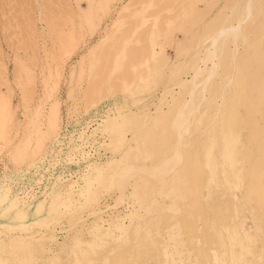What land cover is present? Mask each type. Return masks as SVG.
I'll use <instances>...</instances> for the list:
<instances>
[{
  "label": "rangeland",
  "instance_id": "1",
  "mask_svg": "<svg viewBox=\"0 0 264 264\" xmlns=\"http://www.w3.org/2000/svg\"><path fill=\"white\" fill-rule=\"evenodd\" d=\"M235 1L0 0V264H264V20L233 18ZM238 23L245 38L227 42L205 85L211 39ZM118 221L123 237L92 245L93 227Z\"/></svg>",
  "mask_w": 264,
  "mask_h": 264
},
{
  "label": "bare ground",
  "instance_id": "2",
  "mask_svg": "<svg viewBox=\"0 0 264 264\" xmlns=\"http://www.w3.org/2000/svg\"><path fill=\"white\" fill-rule=\"evenodd\" d=\"M244 0H236L235 2H236V4L238 5V4H240L241 5V3L243 2ZM246 2H245V4H244V6H242L241 7V9H240V7L238 8V7H236V9L235 10H233V11H235L234 13H233V18H240V17H243V20L242 21H244V24H245V22L247 21L248 23H252V22H254L255 20H257L258 19V17H261L263 20H264V0H245ZM205 5V4H204ZM232 9V8H231ZM203 11V10H202ZM232 11V12H233ZM231 12V13H232ZM232 18V19H233ZM230 19V18H229ZM241 19V18H240ZM260 20V19H259ZM258 23H259V21H257ZM256 22V23H257ZM263 23V22H262ZM264 24V23H263ZM247 25V24H246ZM251 25H253V24H251ZM250 25V26H251ZM259 25V24H258ZM247 27V26H246ZM258 27V26H257ZM256 27V28H257ZM251 28H252V26H251ZM255 28V29H256ZM261 29V28H260ZM253 30V29H252ZM262 30H263V28H262ZM247 31V30H246ZM259 32V31H258ZM252 33V32H251ZM251 33H249V34H251ZM247 34H248V32H247ZM249 34L247 35V37L249 36ZM252 35V34H251ZM261 35V34H260ZM245 36V35H244ZM254 36V35H253ZM255 37V36H254ZM253 37V38H254ZM242 38H245V37H243V27H242V25L240 24V23H238L236 26H226V27H224V28H221L220 30H219V32H218V34L214 37V38H212L211 39V43H210V48L208 49V47H207V49L208 50H206V57H208V60H210L211 61V67L209 68V75L206 77V78H204L205 80H204V84L205 85H207L206 83H207V81L212 77V75H213V73H214V70H215V68L218 66L219 67V61H220V56H221V54H222V52H223V49H224V47L226 46V44H227V42H232L233 43V45H234V43H236L237 42V40L238 39H242ZM255 38H259L258 36L257 37H255ZM255 38H254V40H255ZM261 38V37H260ZM263 39H264V37H263ZM245 40V39H244ZM253 40V41H254ZM259 40V39H258ZM206 41V40H205ZM250 42L252 41V40H249ZM260 41H263V40H261L260 39ZM243 42V41H242ZM262 43H264V41L262 42ZM229 44V43H228ZM228 44H227V46H228ZM237 44V43H236ZM245 44V43H244ZM250 44V43H249ZM245 46V45H244ZM236 47V46H235ZM262 48V47H261ZM230 49V48H229ZM234 49V48H233ZM251 51V50H250ZM234 52H236V51H234ZM244 52V51H243ZM242 52V53H243ZM260 52H261V50H260ZM233 53V52H232ZM230 54H231V51H230ZM263 54V53H262ZM235 55V54H234ZM264 55V54H263ZM247 56V55H246ZM261 56V55H260ZM238 57H240V56H238ZM250 57H251V55H250ZM223 58V57H222ZM230 58H231V56H230ZM233 58V57H232ZM231 58V59H232ZM213 59H215V61H213ZM238 59V58H237ZM237 59H236V62H238L237 61ZM258 59V58H257ZM259 59H260V57H259ZM209 61V62H210ZM221 61H222V59H221ZM248 62V61H247ZM254 62V61H253ZM222 63V62H221ZM232 63V62H231ZM233 63H235V62H233ZM239 63V62H238ZM242 63V62H241ZM250 63V62H249ZM235 65V64H234ZM247 65H248V63H247ZM246 65V66H247ZM260 65V64H259ZM225 66V65H224ZM223 66V67H224ZM221 67V66H220ZM202 68V67H201ZM252 68H254V67H252ZM260 68V67H259ZM249 69V68H248ZM197 70V69H196ZM234 70V69H233ZM252 70H254V69H252ZM255 71V70H254ZM264 71V70H263ZM203 72H204V69H198V71H196L195 72V74H193L194 76H192V78H191V80H189V81H186V83H194V81L195 80H197L196 78H197V76H199V75H201V74H203ZM250 72H252V71H250ZM256 72V71H255ZM242 73V72H241ZM253 74H254V72H252ZM237 74V73H236ZM243 74V73H242ZM247 74V73H246ZM250 75H251V73H249ZM260 75H261V72L259 73ZM239 75V74H238ZM244 75V74H243ZM248 75V74H247ZM247 75H246V77H247ZM263 75V74H262ZM257 76V75H256ZM254 77V75L252 76V78ZM234 78V77H233ZM224 79V78H223ZM235 79H237V78H235ZM233 80V79H232ZM255 80H256V78H255ZM263 80V79H262ZM239 81H241V79L239 80ZM244 81V80H243ZM246 82V81H245ZM251 82V81H250ZM253 82H254V80H253ZM243 83V82H242ZM262 83V82H261ZM213 83H211V85H212ZM239 84V83H238ZM247 84H248V82H247ZM252 84V83H251ZM250 84V85H251ZM263 84V83H262ZM240 85H241V83H240ZM194 86H196V85H194ZM245 86H246V83H245ZM249 85H247V87H248ZM206 87V86H205ZM205 87H204V89H205ZM208 87H209V83H208ZM208 87H206V88H208ZM180 88H183V87H180ZM188 88V87H187ZM187 88H185L184 87V89H187ZM203 88V87H202ZM253 88V87H252ZM264 88V87H263ZM189 89V88H188ZM210 89H212V88H210ZM216 89V88H215ZM215 89H214V92H215ZM233 89V88H232ZM248 90V89H247ZM252 90V89H251ZM212 91V90H211ZM232 91V90H231ZM255 91H257V90H255ZM262 91V90H261ZM248 92V91H247ZM250 92V91H249ZM248 92V93H249ZM189 93V92H188ZM191 93V92H190ZM216 93V92H215ZM231 93V92H230ZM229 93V94H230ZM247 93V94H248ZM213 94V93H212ZM211 94V95H212ZM238 94V93H237ZM257 94V93H256ZM186 95V94H185ZM190 95V94H189ZM188 95V96H189ZM193 94L191 93V96H192ZM210 95V96H211ZM220 95V94H219ZM224 95V94H223ZM231 95V94H230ZM252 95V94H251ZM191 96H189V97H191ZM213 96V95H212ZM225 96L227 97V95L225 94ZM235 96V95H234ZM243 96V95H242ZM247 95H245V97H246ZM188 97V98H189ZM194 98H196L195 97V95L193 96ZM198 97V96H197ZM225 97V98H226ZM236 97V96H235ZM244 97V98H245ZM248 97H250L251 99H253L252 98V96H248ZM256 97V96H255ZM209 98V97H208ZM224 98V99H225ZM258 98H260V97H258ZM262 98V97H261ZM192 99V98H191ZM220 99H221V97H220ZM247 99V98H246ZM195 100H197V99H193V102H195ZM222 100V99H221ZM227 100V99H226ZM229 100H231V99H229ZM191 101V100H190ZM228 101V100H227ZM255 101V100H254ZM262 101V100H261ZM188 102V101H187ZM226 102V101H225ZM225 102H223V103H225ZM229 102V101H228ZM233 101H231L230 103H232ZM245 102V101H244ZM257 102V101H256ZM189 103V102H188ZM183 103V104H186V105H188V107H189V104L191 103ZM196 103V102H195ZM210 103V102H209ZM208 103V104H209ZM236 103V102H235ZM222 104V103H221ZM227 104V103H226ZM233 104V103H232ZM250 104V103H249ZM207 105V104H206ZM215 105V104H214ZM217 105V104H216ZM220 105V104H219ZM218 105V106H219ZM228 105V104H227ZM231 104H229L228 106H230ZM237 105V104H236ZM241 105V104H240ZM244 105V104H243ZM246 105V104H245ZM248 105V104H247ZM254 105H256V106H258L257 104H254ZM264 105V104H263ZM195 106H197L196 104L194 105V103H193V106H191V107H194V109L196 108ZM218 106H216L217 108H218ZM221 106V105H220ZM219 106V107H220ZM238 106V105H237ZM262 106V105H261ZM212 107H213V105H212ZM232 107V106H231ZM245 107V106H244ZM247 107V106H246ZM263 107V106H262ZM181 108V107H180ZM180 108H178V109H180ZM187 108V107H186ZM204 108H205V104H204ZM203 108V109H204ZM207 108H208V106H207ZM216 108V109H217ZM221 108V107H220ZM227 108V107H226ZM248 108H250V107H248ZM227 109H229V108H227ZM196 110V109H195ZM194 110V111H195ZM207 110V109H206ZM206 110H205V112H206ZM215 110V109H214ZM214 110L212 111V113L214 112ZM217 110H219V109H217ZM231 110H233L234 111V108H232ZM248 110V109H247ZM259 110V109H258ZM263 110H264V108H263ZM179 111V110H178ZM184 111V110H183ZM188 111V110H187ZM187 111H184V113H186ZM190 111V110H189ZM192 111V110H191ZM225 111H227V110H225ZM229 111V110H228ZM232 111V112H233ZM235 111H237V110H235ZM254 111V110H253ZM257 111V110H256ZM255 111V112H256ZM262 111V110H261ZM258 112V111H257ZM179 113H182V108L180 109V111H179ZM184 113L183 114H180V115H184ZM188 113V112H187ZM228 113V112H227ZM234 113V112H233ZM245 113V112H244ZM248 113V112H247ZM262 113H263V111H262ZM206 114V113H205ZM210 114V113H209ZM219 114V113H218ZM217 114V115H218ZM226 114V113H225ZM238 114V113H237ZM251 114H252V112H251ZM257 114V113H256ZM213 115V114H212ZM247 115V114H246ZM184 116H186V115H184ZM213 116H215V115H213ZM233 116V115H232ZM253 116V115H252ZM57 117V116H56ZM205 117V116H204ZM204 117H201V119H203ZM212 117V116H211ZM238 117H239V115H238ZM238 117H236L237 119H238ZM173 118V117H172ZM171 118V119H172ZM174 118H176L175 116H174ZM184 118V117H183ZM182 118V119H183ZM186 118V117H185ZM247 118V117H246ZM57 119V118H56ZM187 119V118H186ZM180 119H178V121H179ZM212 120V119H211ZM215 120H216V118H215ZM239 120V119H238ZM238 120H236V121H238ZM243 120V119H242ZM250 120H251V117H250ZM127 121V120H126ZM204 121H205V119H204ZM244 121V120H243ZM53 122H55V120H53ZM109 122V121H108ZM205 122H207V120L205 121ZM209 122V121H208ZM212 122V121H211ZM57 123V122H56ZM174 123H178L177 121L176 122H174ZM223 123V122H222ZM232 123H235V122H232ZM241 123V122H240ZM104 124V123H103ZM181 124H182V121H181ZM204 124V123H203ZM206 124H208V123H206ZM211 124V123H210ZM250 124H252L251 123V121H250ZM254 124V123H253ZM108 125V124H107ZM178 125V124H177ZM185 125V124H184ZM209 125V124H208ZM216 125H217V123H216ZM230 125V124H229ZM228 125V126H229ZM121 126V125H120ZM174 126V125H173ZM202 126H204V125H202ZM243 126V125H242ZM250 126V125H249ZM178 127L180 128V126L178 125ZM206 127V126H205ZM205 127L203 128V129H205ZM233 127V126H232ZM235 127V126H234ZM253 127V126H252ZM55 128V127H54ZM118 128V127H117ZM184 128V127H183ZM221 128V127H220ZM53 129V128H52ZM189 129V128H188ZM234 129V128H233ZM219 130V129H218ZM255 130H257V129H255ZM112 131H113V129H112ZM111 131V132H112ZM175 131V130H174ZM217 131V130H216ZM234 131V130H233ZM251 131V130H250ZM117 134H115L117 137L118 136H120L119 134H118V132L117 131H115ZM176 132V131H175ZM256 132V131H255ZM114 133V132H113ZM113 133H112V137H115V139L114 140H116L117 139V137L116 136H113ZM178 133V132H177ZM197 133V132H196ZM204 133V132H203ZM249 133H253V132H249ZM258 133V132H257ZM180 134H182V133H180ZM202 134V133H201ZM230 135V134H229ZM236 135V134H235ZM250 135V134H249ZM248 135V136H249ZM253 135V134H252ZM251 135V136H252ZM257 135H259V133L257 134ZM156 136V135H155ZM216 136V135H215ZM251 136H249L250 138V140H252L251 139ZM121 137V136H120ZM236 137V136H235ZM254 137V136H253ZM258 137V136H257ZM260 138H261V136H259ZM259 137L257 138V139H259ZM151 138V137H150ZM182 138H184V137H182ZM181 138V139H182ZM110 139V138H109ZM201 139V138H200ZM212 139V138H211ZM233 139V138H232ZM232 139H230V140H232ZM248 139V142L250 143V140ZM256 139V140H257ZM118 140H120L121 141V139H117V142H118ZM151 140H152V138H151ZM255 140V141H256ZM260 140V139H259ZM258 140V141H259ZM262 140H263V138H262ZM113 141V140H112ZM188 141V140H187ZM200 141V140H199ZM233 141H235L236 142V140H233ZM233 141H232V144H233ZM261 141V140H260ZM116 141H115V143H117ZM122 142V141H121ZM229 142V141H228ZM231 142V141H230ZM260 143H262V141L260 142ZM142 144H144V143H142ZM236 144V143H235ZM248 144V143H247ZM247 144H246V146H247ZM254 144H256V143H254ZM257 144H258V142H257ZM110 145V144H109ZM172 145V144H171ZM176 145V144H175ZM212 145V144H211ZM253 145V144H252ZM259 145V144H258ZM144 146V145H143ZM154 146V145H153ZM246 146H245V148H246ZM257 146V145H256ZM261 146V145H260ZM259 146V147H260ZM264 146V145H263ZM117 147V146H116ZM146 147V146H145ZM181 147V146H180ZM188 147V146H187ZM232 147H233V145H232ZM250 147H251V145H250ZM123 148V147H122ZM134 148V147H133ZM178 148V147H177ZM238 148V147H237ZM249 148V147H248ZM254 148V147H253ZM261 148H262V146H261ZM144 149V148H143ZM152 149H153V147H152ZM155 149V148H154ZM189 149V148H188ZM213 149V148H212ZM244 149V148H243ZM183 150V149H182ZM237 150V149H236ZM248 150V149H247ZM250 150V149H249ZM262 150H263V148H262ZM134 151V150H133ZM148 151V150H147ZM146 151V152H147ZM178 151H179V149H178ZM181 151V150H180ZM218 151H220V150H218ZM238 151V150H237ZM259 151H261V150H259ZM221 152V151H220ZM225 151H223V153H224ZM178 154H179V152H177ZM176 153V154H177ZM191 153V152H190ZM189 153V154H190ZM235 153H236V151H235ZM234 153V154H235ZM238 153V152H237ZM264 153V152H263ZM262 153V154H263ZM166 154V153H165ZM171 154H172V152H171ZM173 154H174V151H173ZM176 154H174V155H176ZM206 154V153H205ZM227 154V153H226ZM225 154V155H226ZM233 154V155H234ZM240 154V153H239ZM246 154V153H245ZM255 156H257V155H259V154H257L256 152H255ZM149 155V154H148ZM174 155H172V156H174ZM185 155V154H184ZM211 155V154H210ZM224 155V156H225ZM244 155V154H243ZM252 155H254V154H252ZM252 155H251V157L250 158H252ZM177 156V155H176ZM187 156V155H186ZM212 156V155H211ZM147 157V156H146ZM149 157V156H148ZM168 157H169V155H168ZM188 157V156H187ZM215 157V156H214ZM201 158V157H200ZM219 158V157H218ZM256 158V157H255ZM259 158V157H258ZM121 159V158H120ZM174 159V158H173ZM175 159H176V157H175ZM167 159H164V161H166ZM188 160V159H187ZM252 160H253V158H252ZM138 161V160H137ZM154 161H155V159H154ZM167 161H169V159L167 160ZM201 161V160H200ZM205 161V160H204ZM215 161V160H214ZM231 161V160H230ZM229 161V162H230ZM259 161V160H258ZM141 162H142V160H141ZM170 162V161H169ZM219 162V161H218ZM217 162V163H218ZM242 162V161H241ZM243 162H244V160H243ZM116 163H117V161H116ZM137 163H139V162H137ZM143 163V162H142ZM172 163H175L174 161H172V158H171V164ZM176 163H177V161H176ZM245 163V162H244ZM259 163V162H258ZM122 164H123V162H122V160H118V163H117V166L118 167H120V165L122 166ZM127 164V163H126ZM134 164V163H133ZM170 164V163H169ZM215 164V163H214ZM247 164V163H246ZM202 165V164H201ZM201 165H199V168H200V166ZM252 166H253V164H251ZM250 165V166H251ZM260 165H261V163H260ZM264 165V164H263ZM127 166V165H126ZM134 166V165H133ZM137 166V165H136ZM140 166H141V163H140ZM203 166V165H202ZM219 166V165H218ZM222 166V165H221ZM221 166H219V167H221ZM225 166V165H224ZM127 167H130V165L129 166H127ZM156 167V166H155ZM189 167V166H188ZM206 167V166H205ZM245 166H243V168H244ZM248 167V166H247ZM257 167V166H256ZM260 167V166H259ZM131 168V167H130ZM133 168V167H132ZM202 168V167H201ZM241 168V167H240ZM103 169V168H102ZM113 169V168H112ZM120 169H121V167H120ZM136 169H138V167H136ZM146 169V168H145ZM159 169V168H158ZM158 169H155V170H158ZM160 169H162V167L160 168ZM159 169V170H160ZM207 169V168H206ZM249 169V168H248ZM254 169H256V168H254ZM141 170V169H140ZM146 170H148L149 171V169H146ZM150 170H151V168H150ZM152 170H153V168H152ZM151 170V171H152ZM244 170L246 171L247 169H245L244 168ZM243 170V171H244ZM260 170V169H259ZM102 171V170H101ZM120 171V170H119ZM129 171H131L130 169H128L127 170V172H129ZM141 171H143V170H141ZM163 171V170H162ZM186 171H187V167H186ZM201 171V170H200ZM257 171V170H256ZM255 171V172H256ZM94 172V171H93ZM106 172V171H105ZM114 172V171H113ZM137 172V171H136ZM144 172V171H143ZM197 172H198V170H197ZM252 172V171H251ZM250 172V173H251ZM258 172V171H257ZM104 173V172H103ZM121 173V172H120ZM131 173H132V171H131ZM138 173V172H137ZM163 173V172H162ZM170 173H172L171 171H170ZM187 173V172H186ZM200 173V172H199ZM259 173V172H258ZM112 174H114V173H112ZM144 174V173H143ZM154 174V173H153ZM201 174V173H200ZM200 174H199V178H201L200 177ZM242 174H244V173H242ZM254 174V173H253ZM121 175V174H120ZM119 175V176H120ZM132 175V174H131ZM160 175V174H159ZM225 175V174H224ZM226 175H227V173H226ZM247 175V174H246ZM259 175V174H258ZM109 176V175H108ZM115 176V175H114ZM155 175H153V177H154ZM161 176V175H160ZM195 176H197V175H195ZM244 176H245V174H244ZM249 176V175H248ZM103 176H101V178H102ZM110 177H111V174H110ZM116 177L117 176H115V178L114 179H116ZM131 177V176H130ZM208 177H210V176H208ZM228 177V176H227ZM250 177V176H249ZM254 177V176H253ZM257 178H258V176H256ZM256 177H254V178H256ZM95 178V177H94ZM135 178V177H134ZM177 178V177H176ZM246 178H248L247 176H246ZM252 178V177H251ZM125 179H126V177H125ZM194 180V179H193ZM247 180V179H246ZM252 180V179H251ZM255 180V179H254ZM253 180V181H254ZM59 181V180H58ZM99 181V180H98ZM115 182L112 178H110L109 179V182H107V183H110V182ZM123 181V180H122ZM128 181V180H127ZM199 181V180H198ZM208 181V180H207ZM206 181V182H207ZM217 181H218V179H217ZM228 181V180H227ZM233 181V180H232ZM232 181H229L231 184H234V183H232ZM100 182V181H99ZM111 182V183H112ZM121 183V181H120V177H119V181H118V183ZM126 182V181H125ZM124 182V183H125ZM144 182V181H143ZM228 182V183H229ZM245 182V181H244ZM252 182V181H251ZM55 183V182H54ZM90 183V182H89ZM103 183H105V181L103 182ZM113 183H112V185H113ZM120 183L117 185L118 187H120L121 188V186H119L120 185ZM147 183V182H146ZM146 183H145V185H146ZM205 183V182H204ZM247 183V182H246ZM253 183V182H252ZM258 183V182H257ZM73 184V183H72ZM106 184V183H105ZM115 184H116V182H115ZM198 184H201V183H198ZM218 184V183H217ZM240 184V183H239ZM61 185V184H60ZM174 185V184H173ZM185 185H187V184H185ZM245 185V184H244ZM249 185V184H248ZM250 185H251V183H250ZM71 186V185H70ZM142 186H144V185H142ZM148 186V185H147ZM198 186V185H197ZM200 186V185H199ZM206 186H207V184H206ZM240 186V185H239ZM254 186V185H253ZM61 187V186H60ZM62 187H63V184H62ZM116 187V186H115ZM137 187H138V185H137ZM186 187V186H185ZM217 187H219V186H217ZM216 187V188H217ZM235 187V186H234ZM56 188V187H55ZM66 188V187H65ZM81 188V187H80ZM124 188V187H123ZM134 188H135V186H134ZM141 188V187H140ZM240 188V187H239ZM68 189V188H67ZM70 189V188H69ZM68 189V190H69ZM72 189V188H71ZM143 189H144V187H143ZM161 189H163L162 187H161ZM171 189L173 190V188H170V190H168V191H171ZM61 190V189H60ZM82 190H83V188H82ZM123 190V189H122ZM147 190H148V188H147ZM175 190V189H174ZM185 190V189H184ZM223 190V189H222ZM230 190V189H229ZM258 190V189H257ZM67 191V190H66ZM65 191V192H66ZM70 191V190H69ZM72 191V190H71ZM151 191V190H150ZM8 192V191H7ZM58 192H59V188H58ZM84 192L86 193L84 196H85V200H84V203H90V202H92L91 204H98L97 203V201H99L98 200V198H97V196L96 195H93V194H91L92 193V189H91V186H90V188L89 189H87L86 191L84 190ZM140 192V191H139ZM173 192V191H172ZM176 192V191H175ZM185 192V191H184ZM199 192V191H198ZM61 193V192H60ZM83 193V192H82ZM123 193V192H122ZM143 193V192H142ZM142 193H140L141 195H142ZM256 193H257V191H256ZM62 194V193H61ZM84 194V193H83ZM151 194V193H150ZM167 195H168V193H166ZM185 194V193H184ZM213 194V193H212ZM180 195V194H179ZM190 195H191V193H190ZM200 195V194H199ZM209 195V194H208ZM258 195V194H257ZM83 196V197H84ZM130 196H132L131 198L132 199H130V200H133V202L135 203V204H138V205H140L141 206V202H142V199H140L137 195H136V192H135V190L132 192V195H130ZM140 196V195H139ZM149 196V195H148ZM147 196V197H148ZM168 196H170V195H168ZM192 196V195H191ZM61 197V196H60ZM101 197V196H100ZM146 197V198H147ZM164 197H166V196H164ZM175 197V196H174ZM62 198H64L65 199V197H62ZM149 198V197H148ZM185 198V197H184ZM219 198V197H218ZM232 198V197H231ZM67 199H68V197H67ZM101 199V198H100ZM166 199V198H165ZM165 199H162V200H165ZM185 199H187L188 200V197L187 198H185ZM190 199H192V198H190ZM229 199V198H228ZM253 199V198H252ZM261 199V198H260ZM49 200V199H48ZM47 200V201H48ZM70 200V199H69ZM173 200V199H172ZM179 200H181V199H179ZM183 200V199H182ZM193 200V199H192ZM257 200V199H256ZM230 201V200H229ZM232 201V200H231ZM258 201V200H257ZM264 201V200H263ZM162 202H164V201H162ZM181 202V201H180ZM186 202H188V201H186ZM256 202V201H255ZM260 202V201H259ZM11 203H13V202H11ZM16 203H17V201H16ZM58 203V202H57ZM149 203V202H148ZM147 203V204H148ZM156 203V202H155ZM154 203V204H155ZM183 203V202H182ZM158 204V203H157ZM168 203H166V205H167ZM174 204V203H173ZM178 204V203H177ZM189 204V203H188ZM188 204H186V205H188ZM232 204H234V202L232 203ZM17 205V204H16ZM163 205H164V203H163ZM162 205V206H163ZM254 205V204H253ZM263 205V204H262ZM12 206H15V201H14V205H12ZM87 206V205H86ZM156 207H157V205H155ZM183 206V205H182ZM184 206H185V204H184ZM189 206V205H188ZM82 207V206H81ZM143 207H144V205H143ZM142 207V208H143ZM145 207H146V205H145ZM150 207V206H149ZM153 207V205H151V210L153 209L152 208ZM164 207V206H163ZM169 207V206H168ZM177 207V206H176ZM180 207H181V205H180ZM223 207V206H222ZM236 207V206H235ZM255 207V206H254ZM62 208V207H61ZM141 208V207H140ZM141 208V209H142ZM161 207H159L158 209H160ZM174 208V207H173ZM196 208V207H195ZM256 208V207H255ZM55 208H53L52 210H54ZM139 209V208H138ZM155 209V208H154ZM167 209V208H166ZM171 209V208H170ZM177 209H179V206H178V208ZM182 209V208H181ZM188 209H189V207H188ZM224 209V208H223ZM232 209V208H231ZM254 209V208H253ZM253 209H252V211H253ZM59 210V209H58ZM100 210V209H99ZM172 210V209H171ZM187 210V209H186ZM259 210V209H258ZM148 211H149V209H148ZM153 211V210H152ZM162 211V210H161ZM164 211V210H163ZM162 211V212H163ZM169 211V210H168ZM183 211V210H182ZM185 211V210H184ZM203 211H204V209H203ZM257 211V210H256ZM41 212V211H40ZM155 212L157 213V211L155 210ZM154 212V213H155ZM166 212V211H165ZM175 211L173 210L171 213H174ZM178 212V211H177ZM176 212V213H177ZM209 212V211H208ZM232 212V211H231ZM23 213V212H22ZM92 213V212H91ZM95 213V212H94ZM99 213V212H98ZM143 213V212H142ZM142 213H141V215H142ZM151 213V212H150ZM150 213H148V214H150ZM155 213V214H156ZM188 213V212H187ZM191 214L193 213V212H190ZM189 213V214H190ZM205 213H207L206 211H205ZM264 213V212H263ZM144 214V213H143ZM182 214H183V212H182ZM203 214V213H202ZM232 214V213H231ZM95 214H93V216H94ZM157 215V214H156ZM158 215H160L159 213H158ZM167 215V214H166ZM168 215H170V214H168ZM173 215V214H172ZM171 215V216H172ZM188 215V214H187ZM187 215H186V217H187ZM193 215H194V213H193ZM259 215H261V214H259ZM262 215H264V214H262ZM261 215V216H262ZM19 216V215H18ZM21 216V215H20ZM149 216V215H148ZM185 216V215H184ZM200 216V215H199ZM222 216V215H221ZM229 216V215H228ZM254 216V215H253ZM143 217H144V215H143ZM151 217V216H150ZM154 217V216H153ZM158 217V216H157ZM156 217V218H157ZM162 217V216H161ZM179 217V216H178ZM207 217V216H206ZM210 217V216H209ZM225 217H227V215L225 216ZM236 217V216H235ZM133 218L134 219H136V218H139V215H138V213L136 212V211H134L132 214H131V216L129 217V223H128V225L129 224H131V222L133 221ZM147 217L145 216V219H146ZM170 218L171 217H169L168 218V220H170ZM182 218V217H181ZM198 218V217H197ZM200 218V217H199ZM255 218H256V216H255ZM254 218V219H255ZM258 218V217H257ZM256 218V219H257ZM20 219V218H19ZM21 219H22V217H21ZM145 219H144V221H145ZM152 219V218H151ZM183 219V218H182ZM204 219H205V217H204ZM207 219V218H206ZM228 219H229V217H228ZM157 220V219H156ZM163 220H166V219H164L163 218ZM239 220V219H238ZM237 220V221H238ZM258 220H260V219H258ZM115 221V220H114ZM143 221V222H144ZM149 221V220H148ZM173 221H175V220H173ZM189 221V220H188ZM205 221H208V220H205ZM225 221V220H224ZM236 221V222H237ZM257 221V220H256ZM135 222V221H134ZM142 222V221H141ZM141 222H139V223H141ZM177 222V221H176ZM226 222V221H225ZM230 222V221H229ZM163 223H165L164 225H166V222H163ZM181 223V222H180ZM205 223V222H204ZM214 223V222H213ZM134 224V223H133ZM144 224V223H143ZM146 224H147V222H146ZM173 224V223H172ZM172 224H170L171 226H172ZM185 224V223H184ZM210 224V223H209ZM228 224V223H227ZM135 225V224H134ZM136 225H137V223H136ZM135 225V226H136ZM163 225V224H162ZM170 225H169V227H170ZM174 225H178V224H174ZM213 225V224H212ZM226 225V224H225ZM224 225V226H225ZM233 225V224H232ZM143 227H144V225H142ZM141 226V227H142ZM220 226H222V225H220ZM148 227V226H147ZM167 227H168V225H167ZM167 227L165 228V229H167ZM168 227V228H169ZM174 227V226H173ZM177 227V226H176ZM175 227V228H176ZM198 227V226H197ZM199 227H200V225H199ZM227 227V226H226ZM231 227V226H230ZM263 227V226H262ZM129 228V226H125L124 225V223L123 222H121V221H118V222H116V223H113V224H111V225H109L108 226V228L107 229H103V227L102 226H98V225H96L95 227H93V230H92V232H91V234H92V238H93V244L92 245H95V243H97V241H102V240H105V239H108V238H111V236H113V234L115 233V230H117L116 232L118 233V235H119V238H121V236L123 237V234H125V231L127 230ZM138 228V227H137ZM152 228V227H151ZM201 228V227H200ZM203 228V227H202ZM204 228H205V226H204ZM203 228V229H204ZM213 228H214V226H213ZM245 228V227H244ZM132 229V228H131ZM143 229V228H142ZM141 229V230H142ZM148 229H149V227H148ZM182 229V228H181ZM198 229V228H197ZM221 229H223V228H221ZM133 230H135V229H133ZM132 230V231H133ZM138 230V229H137ZM140 230V229H139ZM156 230V229H155ZM160 230H162V233H163V229H159V231ZM170 230H171V227H170ZM175 230V229H174ZM177 230V229H176ZM206 230V229H205ZM204 230V231H205ZM216 230H217V228H216ZM131 231V230H130ZM129 231V232H130ZM136 231V230H135ZM146 231V230H145ZM158 231V232H159ZM207 231V230H206ZM213 231H215L214 229H213ZM233 231V230H232ZM129 232L127 233V234H129ZM137 232V231H136ZM152 232V231H151ZM150 231H149V233H151ZM171 232H173V230L171 231ZM184 232V231H183ZM198 232H199V230H198ZM229 232V231H228ZM227 232V233H228ZM254 232V231H253ZM131 233V232H130ZM161 233V232H160ZM160 233H158V234H160ZM165 233H167V232H165ZM176 233V232H175ZM194 233V232H193ZM203 233V232H202ZM116 234V233H115ZM177 234V233H176ZM200 234V233H199ZM204 234V233H203ZM205 234H206V232H205ZM207 234H208V232H207ZM217 235L219 234V232L218 233H216ZM216 234H214V235H216ZM251 234H252V236H253V233H252V231H251ZM117 235V234H116ZM117 235V236H118ZM141 236H142V233L140 234ZM164 235V234H163ZM167 235V234H166ZM166 235H165V237H166ZM169 235H171V233L169 234ZM168 235V236H169ZM177 235H179L180 236V234H177ZM181 235H183V234H181ZM242 235V234H241ZM131 236V235H130ZM140 236V237H141ZM145 236V235H144ZM167 236V237H168ZM206 236V235H205ZM210 236V235H209ZM226 236V235H225ZM47 237V236H46ZM125 237V236H124ZM127 237L129 238V236L127 235ZM139 237V238H140ZM160 237H162V236H160ZM166 237V238H167ZM173 237V236H172ZM207 237V236H206ZM212 237V236H211ZM218 237V236H217ZM220 237V236H219ZM224 237V236H223ZM257 237V236H256ZM25 238H29L30 239V237L29 236H25ZM165 238V239H166ZM187 238V237H186ZM47 239V238H46ZM52 239V238H51ZM145 239V238H144ZM161 239V238H160ZM160 239H158V241L160 240ZM163 239V238H162ZM170 239V238H169ZM176 239H178V238H176ZM199 239H201V238H199ZM216 239V238H215ZM214 239V240H215ZM219 239V238H218ZM257 239V238H256ZM261 239V241H262V238H260ZM41 240V239H40ZM126 240V239H125ZM140 240V239H139ZM206 240H208V239H206ZM245 240V239H244ZM116 241V240H115ZM157 241V240H156ZM170 242H172L171 241V239L169 240ZM168 241V242H169ZM196 241H198V240H196ZM218 241V240H217ZM226 241V240H225ZM258 241H259V239H258ZM131 242V241H130ZM139 242V241H138ZM192 242V241H191ZM203 242V241H202ZM209 242V241H208ZM212 242V241H211ZM260 242V241H259ZM258 242V243H259ZM158 243V242H157ZM161 243V242H160ZM178 243V242H177ZM218 243H221V242H219L218 241ZM257 243V242H256ZM261 243V242H260ZM144 244V243H143ZM154 244V243H153ZM182 244V243H181ZM193 244V243H192ZM203 244V243H202ZM75 245V244H74ZM158 245H159V243H158ZM162 245V244H161ZM160 245V246H161ZM166 245V244H165ZM169 245H171V244H169ZM174 245V243H172V246ZM210 245H212L211 243H210ZM219 245V244H218ZM251 245V244H250ZM261 245H262V243H261ZM131 247H132V245H130ZM172 246H170L171 248H172ZM175 246H176V244H175ZM182 246V245H181ZM195 246V245H194ZM134 247V246H133ZM163 247V246H162ZM174 247V246H173ZM220 247V246H219ZM258 247V246H257ZM260 248H261V246H259ZM138 248H139V246H138ZM141 248H142V246H141ZM159 248V247H158ZM166 248H168V247H166ZM211 248V246L208 248V249H210ZM260 248H258V249H260ZM126 249H127V247H126ZM153 249V248H152ZM164 249V248H163ZM162 249V250H163ZM199 249H201V248H199ZM220 249V248H219ZM258 249H256V250H258ZM47 250V249H46ZM128 250V249H127ZM131 250V249H130ZM158 250V249H157ZM167 250H169V249H167ZM171 250H173V249H171ZM170 250V251H171ZM190 250V249H189ZM213 250V249H212ZM218 250V249H217ZM261 250V249H260ZM134 251V250H133ZM169 251V252H170ZM175 251H177V250H175ZM210 251V250H209ZM214 251V250H213ZM230 251V250H229ZM135 252V251H134ZM143 252V251H142ZM148 252V251H147ZM172 252V251H171ZM170 252V253H171ZM178 252V251H177ZM255 252H257V251H255ZM261 252V251H260ZM150 253V252H149ZM153 253V252H152ZM174 253V251L172 252V254ZM179 253V252H178ZM177 253V254H178ZM182 253V252H181ZM216 253V252H215ZM214 252H213V255L215 254ZM81 254H82V252H81ZM131 254H132V252H131ZM135 254V253H134ZM175 254V253H174ZM244 254V253H243ZM250 254V253H249ZM158 255V254H157ZM169 255V253L167 254V256ZM182 255H185V254H182ZM257 255V254H256ZM133 256V255H132ZM151 257H152V255H150ZM156 256V255H155ZM159 256H160V253H159ZM208 256V255H207ZM210 256V255H209ZM212 256V255H211ZM218 256V255H217ZM217 256H216V258H217ZM146 257V256H145ZM161 257H163V255L161 256ZM159 258V257H158ZM168 258V257H167ZM166 258V259H167ZM176 258V257H175ZM181 258V257H180ZM192 258V257H191ZM201 258V257H200ZM213 258V257H212ZM214 258H215V255H214ZM142 259V258H141ZM151 259V258H150ZM154 259H155V257H154ZM169 259H171V258H169ZM188 259V258H187ZM204 259V258H203ZM248 259V258H247ZM76 260V259H75ZM81 260V259H80ZM177 260H179L180 261V259H177ZM184 260V259H183ZM215 260V259H214ZM262 260V259H261ZM151 261V260H150ZM172 261V260H171ZM185 261V260H184ZM201 261V260H200ZM209 261V260H208ZM210 261H211V259H210ZM221 261V260H220ZM220 261H219V263H220ZM136 262V261H135ZM142 262V261H141ZM140 262V263H141ZM145 262V261H144ZM156 262H159L158 260L156 261ZM162 262H164V261H162ZM183 262V261H182ZM228 262H229V260H228ZM204 263H206V262H204ZM215 263V262H214ZM243 263V262H242ZM247 263V262H246ZM250 263H253V262H250ZM97 264V263H96ZM142 264V263H141ZM148 264V263H147ZM166 264V263H165ZM177 264H178V262H177ZM200 264H202V263H200ZM229 264H230V262H229Z\"/></svg>",
  "mask_w": 264,
  "mask_h": 264
},
{
  "label": "crops",
  "instance_id": "3",
  "mask_svg": "<svg viewBox=\"0 0 264 264\" xmlns=\"http://www.w3.org/2000/svg\"><path fill=\"white\" fill-rule=\"evenodd\" d=\"M8 227H9V226H7V225L0 224V229H1V228L6 229V228H8Z\"/></svg>",
  "mask_w": 264,
  "mask_h": 264
}]
</instances>
